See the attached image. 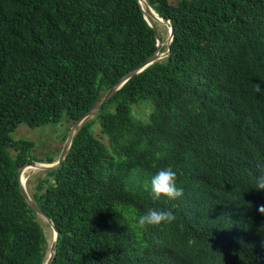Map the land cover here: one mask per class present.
Returning <instances> with one entry per match:
<instances>
[{
  "label": "trees",
  "instance_id": "1",
  "mask_svg": "<svg viewBox=\"0 0 264 264\" xmlns=\"http://www.w3.org/2000/svg\"><path fill=\"white\" fill-rule=\"evenodd\" d=\"M147 3L172 22L169 53L46 171L35 203L59 231L49 264H264V0ZM155 36L137 0H0V264H42L47 242L18 183L21 166L44 160L11 133L72 124L156 50ZM168 166L183 195L157 199L151 179ZM149 208L176 219L142 229Z\"/></svg>",
  "mask_w": 264,
  "mask_h": 264
},
{
  "label": "rangeland",
  "instance_id": "2",
  "mask_svg": "<svg viewBox=\"0 0 264 264\" xmlns=\"http://www.w3.org/2000/svg\"><path fill=\"white\" fill-rule=\"evenodd\" d=\"M156 27V34L159 37L162 46L160 48V53H164L166 51V44L168 41V24L166 23H155ZM133 116L136 120L144 121L148 113L150 112L151 108L146 103H140L137 105L132 106ZM91 117L90 119H93ZM89 119V120H90ZM71 122L67 121L65 118H62L59 122L54 124H46L42 126H38L35 128H30L25 123H19L15 130L11 133V136L14 139H25L31 141L33 143V147L30 150L32 156L38 159H42L41 163H52L55 162L62 150L63 144L67 137V134L71 127ZM93 132L94 134L99 137L101 140L106 142V139L103 135L99 132V125L96 122L93 125ZM13 154V151L10 150ZM48 159L53 160L52 162H46ZM39 162V161H37ZM47 170L44 169H37V168H30L25 171L26 181H25V190L27 191L28 195L35 201L36 195L45 187L44 179L48 177ZM39 222L43 228V231L46 236V245L44 249V260L46 258V254L48 253L49 243L52 236V231L50 226L38 216Z\"/></svg>",
  "mask_w": 264,
  "mask_h": 264
},
{
  "label": "water",
  "instance_id": "3",
  "mask_svg": "<svg viewBox=\"0 0 264 264\" xmlns=\"http://www.w3.org/2000/svg\"><path fill=\"white\" fill-rule=\"evenodd\" d=\"M140 8L143 12V16L144 19L146 20V22L148 23V25L155 31V38H156V50L149 56L147 57L144 61H142L137 67H135L134 69H132L129 73H127L126 75H124L123 77H121L119 80L116 81V83H114L112 85V87L106 91L103 96L100 98L99 101L95 102L91 107H89L85 112H83L71 125L70 130L67 134V137L65 139V142L63 144L62 150L57 158V160L55 162L52 163H41V162H37V161H30L26 164H24L23 166H21L18 170V183H19V189L20 192L22 194V196L24 197L25 201L27 202V204L35 211L36 215L41 217L51 228L52 231V236H51V240L49 243V248H48V253L46 254V258L44 260V262L42 264H49V262L52 260L54 254H55V248L57 245V238H58V234L59 231L56 228L55 224L53 223V221L51 220V218L41 210V208L37 205V203H35L34 201H32V199L30 198V196L28 195L27 191L25 190V185H23L21 183V175L23 173V171L27 168V167H31V168H37V169H44V170H52L57 168L62 161L64 160L70 146H71V142H72V138L76 132V130L81 127V125L89 120L91 117H93L98 110L101 108V106L108 101L113 95L114 93H116V91L118 89H120L129 79H131L132 77H134L135 75H137L138 73H140L141 71H143L145 68H147L149 65H151L152 63H154L155 61H158L162 58H164L165 56L168 55L169 53V46L170 43L172 41V36H173V25L172 22L169 19H163L161 18L149 5L148 3L146 4V8L144 9L141 6V0H137ZM153 21L158 22V23H167L168 24V32H169V36H168V41L166 44V51L164 53H160V48L162 46V43L159 39V37L156 34V27L153 23Z\"/></svg>",
  "mask_w": 264,
  "mask_h": 264
},
{
  "label": "clouds",
  "instance_id": "4",
  "mask_svg": "<svg viewBox=\"0 0 264 264\" xmlns=\"http://www.w3.org/2000/svg\"><path fill=\"white\" fill-rule=\"evenodd\" d=\"M259 83L255 84L254 91L261 92ZM258 175L255 179L256 190L264 191V164L258 165ZM151 192L153 196L159 199L161 196L170 200H175L183 195V189L177 187V173L171 166L161 168L151 179ZM257 211L264 215V204L257 206ZM176 219L174 213L170 210L158 208H149L147 212L140 215L137 220L138 227L147 228L149 226H158L163 223H171Z\"/></svg>",
  "mask_w": 264,
  "mask_h": 264
},
{
  "label": "bare ground",
  "instance_id": "5",
  "mask_svg": "<svg viewBox=\"0 0 264 264\" xmlns=\"http://www.w3.org/2000/svg\"><path fill=\"white\" fill-rule=\"evenodd\" d=\"M146 4H147V0H141V6L145 9L146 8ZM155 23H157V22H155ZM28 168H31V167H27L26 169H28ZM25 169V170H26ZM25 170L23 171V173L25 172ZM23 173H22V175H23ZM22 175H21V183L23 184V185H25L24 183H23V181H22Z\"/></svg>",
  "mask_w": 264,
  "mask_h": 264
}]
</instances>
